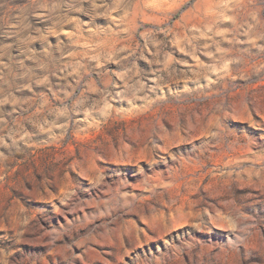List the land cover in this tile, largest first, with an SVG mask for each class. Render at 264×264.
Here are the masks:
<instances>
[{"label":"rangeland","instance_id":"1","mask_svg":"<svg viewBox=\"0 0 264 264\" xmlns=\"http://www.w3.org/2000/svg\"><path fill=\"white\" fill-rule=\"evenodd\" d=\"M0 264H264V0H0Z\"/></svg>","mask_w":264,"mask_h":264}]
</instances>
